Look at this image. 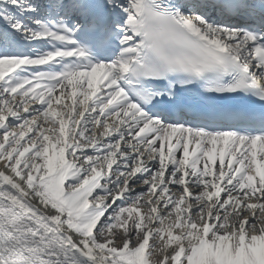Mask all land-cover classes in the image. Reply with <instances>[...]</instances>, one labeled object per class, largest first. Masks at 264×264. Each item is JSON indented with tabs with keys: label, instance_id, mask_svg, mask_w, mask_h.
I'll return each instance as SVG.
<instances>
[{
	"label": "snow or ice",
	"instance_id": "1",
	"mask_svg": "<svg viewBox=\"0 0 264 264\" xmlns=\"http://www.w3.org/2000/svg\"><path fill=\"white\" fill-rule=\"evenodd\" d=\"M0 264H264V0H0Z\"/></svg>",
	"mask_w": 264,
	"mask_h": 264
}]
</instances>
